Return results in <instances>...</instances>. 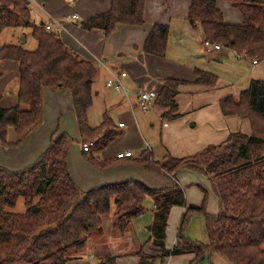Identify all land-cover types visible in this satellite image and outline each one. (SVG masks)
<instances>
[{
	"label": "trees",
	"instance_id": "trees-1",
	"mask_svg": "<svg viewBox=\"0 0 264 264\" xmlns=\"http://www.w3.org/2000/svg\"><path fill=\"white\" fill-rule=\"evenodd\" d=\"M188 20L200 27L205 41L221 44L243 58L264 62V0H228L243 18L240 25L227 24L217 0H190ZM146 0H111L108 12L97 14L79 25L86 31L100 30L111 35L117 25L141 27L145 24ZM31 10L27 0H0V28L30 26ZM38 43L35 50L8 45L0 49V62L14 60L20 67L19 106L0 108V137L7 143V130L13 128L21 143L41 124L43 89H66L73 105L82 143L102 151L121 136L120 127L105 117L98 127L89 123L93 105V82L97 69L93 62L68 51L54 32L45 25L32 27ZM170 29L155 25L148 34L144 51L156 57L167 54ZM197 85L214 88L217 76L196 70ZM182 81L168 79L157 104L169 109L166 119L176 118V97ZM225 116H239L251 122V135L232 134L222 145L211 146L202 154L184 159L166 157L155 161L149 150L134 161L143 168L174 179L185 169L205 175L220 203V213L206 211L208 194L201 206H187L178 183L170 189H152L129 180L83 191L70 169V150L75 141L56 132L49 149L32 166L11 172L0 167V264H69L71 253L83 251L88 237L102 233L105 217L114 210V229L124 235L132 220L142 216L148 198L154 201L150 235L153 254L141 249L138 264H167L172 257L194 255L190 264H202L208 256L218 255L229 264H264V80L253 81L236 100L221 101ZM85 153V152H84ZM87 160L98 169L113 167L93 155ZM118 161H121L119 159ZM115 166H117L115 164ZM26 210L16 213L18 201ZM186 208L177 233V243H166L170 211ZM200 215L206 220L209 243L193 242L185 231L190 219ZM97 264H116L106 258Z\"/></svg>",
	"mask_w": 264,
	"mask_h": 264
},
{
	"label": "crops",
	"instance_id": "crops-1",
	"mask_svg": "<svg viewBox=\"0 0 264 264\" xmlns=\"http://www.w3.org/2000/svg\"><path fill=\"white\" fill-rule=\"evenodd\" d=\"M28 1V0H27ZM228 1V0H227ZM31 18L30 26L0 28V49L4 46H20L26 51L37 48L32 27L47 25L51 21L56 24L52 32L59 36L66 49L81 59L94 63L97 76L93 82V105L95 95L100 92L97 86L126 73L123 84L128 89V97L116 93L108 96L104 92L100 112V122L91 124L98 127L105 117L110 118L115 126L120 127L121 136L102 151L84 153L83 143L73 105L72 93L66 89H43V118L41 124L21 143L13 128L7 130V143L4 145L0 137V167L11 172L23 171L32 166L49 149L53 135L68 134L75 144L70 150V169L74 180L83 191L129 180H137L152 189H170L178 183L183 189L187 206H201L206 193L208 214L217 216L220 203L214 193L209 179L194 170H183L176 179L164 176L143 168L134 161L145 150L151 151L155 161L166 157L175 159L191 158L202 154L211 146L224 144L232 134L250 136L252 129L249 119L239 116H225L221 109V101L229 96L238 100L253 81L264 80L263 63L254 64L247 58H239L235 51L223 48L221 51L209 53L205 48V36L200 27H192L188 20L190 0H146L145 24L141 27L117 25L115 31L105 36L100 30L86 31L79 25L97 14L108 12L111 0H32L28 1ZM217 7L223 12L227 24L240 25L243 22L241 12L232 3L217 0ZM77 16L78 20H74ZM155 25H167L170 36L165 57H156L145 53V40ZM24 28L31 30L36 45L28 44V36ZM35 48V49H36ZM248 62V64L245 63ZM200 70L214 74L219 82L216 87L197 85L195 71ZM168 79L184 82L179 87L176 97L178 112L176 118L166 119L169 111L157 104L143 112L136 105L134 93L138 89L161 92ZM20 67L14 60L0 62V108L10 109L19 106L18 90L20 86ZM92 105V107H93ZM92 111V108L91 110ZM89 111V116H90ZM90 120V119H89ZM133 152V157L118 161L117 155ZM93 155L101 161L113 162V167L101 170L92 165L86 158ZM115 164L117 166H115ZM212 198V199H211ZM144 207L145 215L132 220L126 234L120 241L123 257H116L119 252L99 255L98 262L106 258L115 259L116 264H138L137 250L143 247L153 254L150 235L146 229L153 223L155 204L148 198ZM114 208L112 214L114 215ZM186 208L175 206L171 209L166 243L172 248L177 243V228ZM119 233V232H118ZM119 237V236H118ZM186 237L194 242L209 243L206 220L198 215L193 216L187 226ZM102 243V233H92L86 246L92 241ZM112 245H110V249ZM120 248V247H119ZM83 249V250H84ZM81 255V252L79 253ZM69 264H89L91 257L80 256ZM194 255L172 257L167 264H190ZM202 264H229L218 255L208 256Z\"/></svg>",
	"mask_w": 264,
	"mask_h": 264
},
{
	"label": "rangeland",
	"instance_id": "rangeland-1",
	"mask_svg": "<svg viewBox=\"0 0 264 264\" xmlns=\"http://www.w3.org/2000/svg\"><path fill=\"white\" fill-rule=\"evenodd\" d=\"M223 1H226V2L231 3L230 1H227V0H223ZM31 5L32 4L29 3V6H31ZM23 32H25V35H29L28 36V38H29L28 44L25 45V46H27L25 48H28L31 44H33L35 46L37 43H36V41L31 36V30L28 29V28H24L23 29ZM35 48L36 47H34V49H29V50H35ZM245 63L248 64L247 61H245ZM262 63H263V70H264V62H262ZM99 80L100 81L101 80H104V84H105V80L106 79L104 77L99 78ZM104 84H102L100 82L99 85L97 86V90L100 92V95L99 96L95 95L94 105L92 107V111H90V116H89V119L90 120L89 121H90L91 124H94L95 122L96 123L100 122V115L99 114L101 112V108L103 107V105L101 104L102 103V97L104 98V92H107L105 90V88L108 89L107 87L104 86ZM108 90H109L108 91V96L114 95V94H109V93H112V91L110 89H108ZM250 124H251V122H250ZM91 151H92V149H91ZM88 153H91V152H88ZM208 196H207V201H206V211H207V213H208V207H207V205H208V199H209ZM204 200H205V198H203L202 202H204ZM25 210H26V207H25V204H24V200L20 199L18 201L17 207L13 211L16 212V213H24ZM146 212H147V210H146ZM145 213L143 215H145ZM198 216H200V215H198ZM200 217H203V216H200ZM114 222H115V217H114L113 214L105 217L104 222H103V237H104V241L102 243H97V241L94 240V241H92L90 244H88L86 246V249H84L81 252V255L82 256L83 255L84 256L86 255V256H88V258L91 257L93 259V260H91V262H89V264H95L93 262H98V258H95L97 256V254L104 255V254H108V253H111V252H116L117 253V252L121 251L122 249H124V248H122V243L120 241V238H121L122 235L120 233H118L114 229ZM179 225H180V223H179ZM186 230H187V228H186ZM177 231H178V228H177ZM185 234H186V231H185ZM199 243H201V242H199ZM202 244H204V243H202ZM110 245H112V248L111 249H110ZM140 250L141 249H138L137 250V253ZM142 250L144 251L145 254H150V252H148V250H149L148 248L146 249V247H143ZM122 253H124V251L117 253V256L116 257H123V256H125V255H122ZM137 253H136V256H137ZM81 255L72 252L71 253V259L72 260L70 262H74L75 258L78 259L77 257H80ZM104 256H106V255H104ZM182 256H185V255H182ZM177 257H180V256H177ZM109 258H111V256ZM71 264H73V263H71Z\"/></svg>",
	"mask_w": 264,
	"mask_h": 264
},
{
	"label": "built area",
	"instance_id": "built-area-1",
	"mask_svg": "<svg viewBox=\"0 0 264 264\" xmlns=\"http://www.w3.org/2000/svg\"><path fill=\"white\" fill-rule=\"evenodd\" d=\"M32 1V0H28ZM74 20H78L77 16H73ZM56 24L55 21L49 22L47 25H45V29L49 32H52L54 25ZM206 50L211 52L221 51L223 49L221 44L218 43H211L209 41H205L204 43ZM240 59L243 58V56H238ZM254 64H257L256 61H253ZM127 77L126 73H121L118 76H114L113 78L106 81V86L115 91L116 93L124 94L126 97H128V89L123 84V79ZM136 97V105L138 108H140L143 112H148L154 104L157 102L159 93L155 90H148V89H138L134 93ZM120 127H124V124H121ZM83 151L85 153L91 152V148L89 145L84 144L83 145ZM133 157V152H124L117 155V159H128Z\"/></svg>",
	"mask_w": 264,
	"mask_h": 264
}]
</instances>
